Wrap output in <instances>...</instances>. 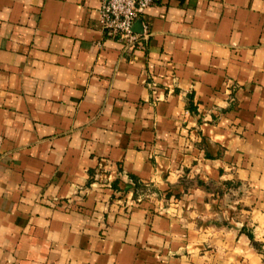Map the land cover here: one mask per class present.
<instances>
[{
	"label": "crops",
	"instance_id": "1",
	"mask_svg": "<svg viewBox=\"0 0 264 264\" xmlns=\"http://www.w3.org/2000/svg\"><path fill=\"white\" fill-rule=\"evenodd\" d=\"M99 7L0 0V264H264V0Z\"/></svg>",
	"mask_w": 264,
	"mask_h": 264
},
{
	"label": "built area",
	"instance_id": "2",
	"mask_svg": "<svg viewBox=\"0 0 264 264\" xmlns=\"http://www.w3.org/2000/svg\"><path fill=\"white\" fill-rule=\"evenodd\" d=\"M160 0H100L99 25L104 34L122 45L124 52L145 49L149 33L142 25V31L135 33L134 24L141 20L148 7Z\"/></svg>",
	"mask_w": 264,
	"mask_h": 264
},
{
	"label": "water",
	"instance_id": "3",
	"mask_svg": "<svg viewBox=\"0 0 264 264\" xmlns=\"http://www.w3.org/2000/svg\"><path fill=\"white\" fill-rule=\"evenodd\" d=\"M133 31H134L135 33H140V32L142 31V23H141L140 20L137 21V22L134 24V26H133Z\"/></svg>",
	"mask_w": 264,
	"mask_h": 264
}]
</instances>
